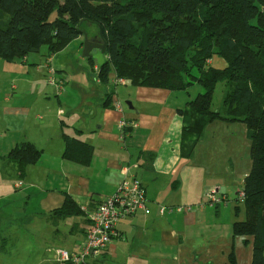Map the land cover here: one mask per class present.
Here are the masks:
<instances>
[{"label":"crops","instance_id":"obj_1","mask_svg":"<svg viewBox=\"0 0 264 264\" xmlns=\"http://www.w3.org/2000/svg\"><path fill=\"white\" fill-rule=\"evenodd\" d=\"M96 31L101 35L97 26L84 30L69 46L81 43L85 39L84 33L95 41ZM29 61L30 56H27L22 61L12 62L28 68ZM90 63L98 72L97 82L103 87L89 91L78 88L80 96L75 99L76 103L72 96L75 89L70 88L72 94L65 92L70 86L68 70L71 64L64 62L60 65L61 70H55L58 76L66 75L63 91L50 84L44 85L41 78L35 88L24 93L17 91L15 83L12 88L17 92L6 93L4 103L0 104V166L12 169L8 174L0 170V186L13 189L11 196L22 199L26 208L33 196H38L37 212L43 221L51 224L46 231L50 238L41 244L46 250L80 252L85 242L87 212L117 191L125 177L122 169L131 166V173L146 189L148 212L121 221L119 235L103 254L90 257V264H251L253 239L233 234V224L243 217V209L238 211L235 206L234 212L230 202L217 206L209 199V193L216 190L225 194L229 201L233 185L228 184L238 182L241 187L236 189V194L243 191L244 179L252 166L248 137L243 143L245 153L242 155L241 140L236 139L234 133H225L230 127L234 130L238 127L230 124L232 122L216 120L205 127L192 152L184 155L183 145L193 141L194 137L193 134L184 135V120L179 111L193 100L190 90L198 84L185 91L136 87L129 82L117 85L113 68L105 83L100 77V66L95 60ZM209 63L216 68L217 63L220 69L227 66L218 57ZM32 64L39 69L36 61ZM80 68L84 75L86 68ZM119 86L124 87L121 93L127 95L126 107ZM54 94L58 99L53 100L52 110L45 115L37 114L33 121L39 125L34 128L30 121L36 99L44 97L50 104ZM65 95L66 99L62 101ZM24 96L30 104L20 103ZM70 99L73 101L66 106ZM63 102L65 107H62ZM122 121L128 124L126 129L120 127ZM216 132L222 133L215 136ZM246 132L247 127L245 135ZM66 136L94 146L90 165L65 159ZM23 142L34 144L42 154L35 164L25 169L23 177L29 188L21 198L16 194L24 186L19 181V165L8 155ZM68 196L84 214L55 213L64 206ZM160 206H191L192 209L160 214ZM51 254L53 259L44 255L39 264H59L55 252Z\"/></svg>","mask_w":264,"mask_h":264},{"label":"trees","instance_id":"obj_2","mask_svg":"<svg viewBox=\"0 0 264 264\" xmlns=\"http://www.w3.org/2000/svg\"><path fill=\"white\" fill-rule=\"evenodd\" d=\"M85 23L96 25L108 42L103 82L113 68L118 80L136 87L203 88L179 111L184 135L194 137L183 145L184 155L209 123L245 124L252 166L244 179L246 217L233 224V234L252 238L251 264H264V0H0V59L22 60L45 46L48 55L59 53L83 34ZM214 57L227 66L210 65ZM220 82L227 86L224 113L212 109ZM41 154L23 142L8 157L24 176ZM93 155V145L66 136L65 159L88 166ZM55 213L84 211L68 196Z\"/></svg>","mask_w":264,"mask_h":264},{"label":"rangeland","instance_id":"obj_3","mask_svg":"<svg viewBox=\"0 0 264 264\" xmlns=\"http://www.w3.org/2000/svg\"><path fill=\"white\" fill-rule=\"evenodd\" d=\"M56 15L57 12H54V14L51 17V20L55 19ZM83 28L84 30H88L90 28H96V26L90 23H85ZM97 32L98 31H96V33ZM94 35L96 38L95 41L102 43V37L99 34V32ZM84 41L85 39H83L81 43H74L71 46H69L68 49H66L67 48L66 47L64 50L54 55H48L45 46L42 48L41 52L31 53L28 55L30 56V61H29L30 64L27 65L28 68H25L23 65L22 67H18V65H14L15 64L14 62L1 60L0 61V104L4 103V98L8 95L6 93H10L11 95L16 91V89L12 88L15 83H17L18 85L17 91L21 93L30 91L31 89L35 88L36 84L38 85L37 80L40 78L42 79V81L44 80L43 82L44 85L45 83L49 85V78L52 76L51 73H49V69L52 68L56 71L57 70L59 71L61 70L60 65H62L64 62L67 63V65L69 63L71 64L69 68L70 70H68L71 79L69 82L70 86L68 87L69 89L68 88L65 89V92H70V94H72L70 88L73 87L75 89V92L73 91L74 95L72 94L75 103H76L75 99H79L80 96V90L78 88H82V90L84 91H89L91 88H102L103 85H100L97 82L98 72L93 70L92 65L90 63L91 59L83 57ZM98 52L99 51L95 49L92 51V55L95 56L98 54ZM58 54L60 55L56 59H53ZM92 59H94L96 64H98L95 58ZM22 60L17 59L16 62ZM35 61L40 66L39 69H37L38 66L32 64ZM216 66L218 68L217 63ZM80 67L86 68L87 72L85 71L84 75H82L83 72L79 71L82 70ZM117 88L120 91V97L122 99L123 106L126 107L127 106L126 102L128 101L127 95L121 93V90L124 87L119 86ZM33 91H35V89ZM203 92L204 90L200 85H195L190 90L192 99H194L197 95ZM226 92H227V86L225 82L218 83L213 96L212 109L214 111L224 113L223 99ZM186 93L187 92H184V94ZM57 99L58 97L56 94L51 96L50 104L48 100L44 97L41 98L40 96L36 99L37 102L36 105H34L35 112H33V116L31 117V121H30L31 125H33L34 128L35 126L39 125V122L36 121V123H34L33 121L36 115L47 114L48 111H50L49 109L52 110L53 108V106H51L52 103L54 102L53 100H57ZM65 99H66V95L63 98H61L62 101H64ZM72 101L73 100L70 99L68 103L66 102V106L69 105V103H71ZM20 103L24 105L30 104L29 99H27V97L25 96L21 98ZM62 107H65L64 102L62 104ZM230 124H235V126L238 127V130H234L232 129V127H230L229 131L227 132L226 130L225 133L226 134L234 133L236 135V139L241 140L242 145H240L239 147L243 155L245 153L243 143L245 141V138L248 137L247 132L246 135L244 134V129L246 128V126L242 122H232ZM29 130L31 133V129ZM221 133L222 132H216L215 136H218V134ZM30 137L32 136L30 135ZM247 140L250 142L249 138ZM0 168L2 172L5 171V173L7 174L9 173V171L12 170L9 169L8 167L0 166ZM24 177L21 176L19 178L20 179L19 181H22L24 186L16 193L21 198L24 196L26 190L29 188V184H26V178ZM228 185L229 186L233 185L231 186V194L229 196L228 203L229 202L231 203V208L232 210H234V212H235V206H240V208L243 209V213L241 214V216L243 217L239 219L240 220L245 219L246 214L244 211V206L243 204L237 201L238 193L236 194L237 191L236 189L240 188L241 184H238L237 182ZM12 191L13 189L8 188V186L6 185L0 186V264H39L44 255L53 259L51 253H54L55 252L54 250L56 248H48V250H46V247L43 246V244H41L42 242L50 238L47 237L46 231L48 230L51 224L50 222L43 221L44 218H41L42 215L39 214V212H37L38 211L37 204H39L38 196H33V200L30 201V204L26 208L25 207L26 204L24 203V201H22V199L20 200L15 199L14 197L11 196L13 194ZM227 216L229 217L228 214ZM36 218H39L40 221H37L38 219Z\"/></svg>","mask_w":264,"mask_h":264},{"label":"built area","instance_id":"obj_4","mask_svg":"<svg viewBox=\"0 0 264 264\" xmlns=\"http://www.w3.org/2000/svg\"><path fill=\"white\" fill-rule=\"evenodd\" d=\"M51 77L49 84L55 86L59 91H63L66 85V75H60L52 68L49 69ZM57 74V75H56ZM128 81L117 80L118 84H126ZM128 124L122 121L121 128L126 129ZM131 166L122 169L125 175L118 186L117 191L101 199L96 206L87 212V227L85 232V242L80 252H71L66 249L55 251L59 264H90V257H97L103 254L112 240L119 235L118 225L124 219L133 217L140 212H148L146 189L142 181L131 173ZM212 205H221L228 202L225 194H219L216 190L209 193ZM237 201L241 204L245 202V193L238 192ZM191 206L187 207H166L160 206V214L166 212L190 211Z\"/></svg>","mask_w":264,"mask_h":264},{"label":"water","instance_id":"obj_5","mask_svg":"<svg viewBox=\"0 0 264 264\" xmlns=\"http://www.w3.org/2000/svg\"><path fill=\"white\" fill-rule=\"evenodd\" d=\"M84 35H85V41H84L83 57L95 58L98 62V65L101 67L106 61L105 56L107 54L108 42L104 39L102 33H101L102 43L90 40L87 33H84ZM95 49L98 50L99 52L97 55L93 56L92 51Z\"/></svg>","mask_w":264,"mask_h":264}]
</instances>
